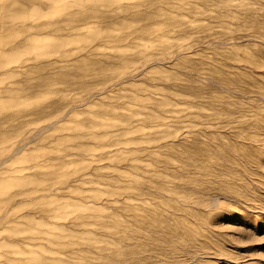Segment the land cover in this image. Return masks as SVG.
Here are the masks:
<instances>
[{
  "label": "rangeland",
  "instance_id": "374dc122",
  "mask_svg": "<svg viewBox=\"0 0 264 264\" xmlns=\"http://www.w3.org/2000/svg\"><path fill=\"white\" fill-rule=\"evenodd\" d=\"M0 264H264V0H0Z\"/></svg>",
  "mask_w": 264,
  "mask_h": 264
}]
</instances>
